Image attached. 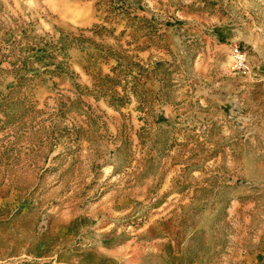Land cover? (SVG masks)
<instances>
[{
	"label": "rangeland",
	"instance_id": "374dc122",
	"mask_svg": "<svg viewBox=\"0 0 264 264\" xmlns=\"http://www.w3.org/2000/svg\"><path fill=\"white\" fill-rule=\"evenodd\" d=\"M0 264H264V0H0Z\"/></svg>",
	"mask_w": 264,
	"mask_h": 264
},
{
	"label": "built area",
	"instance_id": "2783aa9c",
	"mask_svg": "<svg viewBox=\"0 0 264 264\" xmlns=\"http://www.w3.org/2000/svg\"><path fill=\"white\" fill-rule=\"evenodd\" d=\"M234 50H235L236 53H238V50H236V49H234ZM238 56H240V53L238 54ZM238 58H240V57H238Z\"/></svg>",
	"mask_w": 264,
	"mask_h": 264
}]
</instances>
